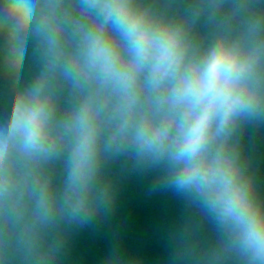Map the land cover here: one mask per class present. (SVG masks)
I'll use <instances>...</instances> for the list:
<instances>
[{
  "label": "water",
  "instance_id": "obj_1",
  "mask_svg": "<svg viewBox=\"0 0 264 264\" xmlns=\"http://www.w3.org/2000/svg\"><path fill=\"white\" fill-rule=\"evenodd\" d=\"M0 264H264V0H0Z\"/></svg>",
  "mask_w": 264,
  "mask_h": 264
},
{
  "label": "clouds",
  "instance_id": "obj_2",
  "mask_svg": "<svg viewBox=\"0 0 264 264\" xmlns=\"http://www.w3.org/2000/svg\"><path fill=\"white\" fill-rule=\"evenodd\" d=\"M226 64H227L226 57L223 54L215 58V60L213 61V63L211 64V66L209 67L206 73V77H205L206 91L208 92L212 91L214 87L215 79L224 74L226 69ZM220 94H221L220 92H216L213 94L212 100L209 103L208 107L200 115L197 127L191 137V140L193 142L198 143L202 139L206 124L212 115V109L215 105L217 97Z\"/></svg>",
  "mask_w": 264,
  "mask_h": 264
}]
</instances>
